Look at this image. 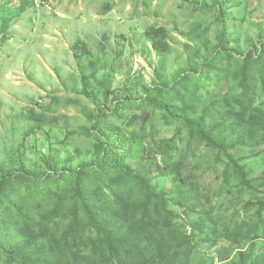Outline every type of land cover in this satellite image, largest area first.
Wrapping results in <instances>:
<instances>
[{"label":"rangeland","instance_id":"rangeland-1","mask_svg":"<svg viewBox=\"0 0 264 264\" xmlns=\"http://www.w3.org/2000/svg\"><path fill=\"white\" fill-rule=\"evenodd\" d=\"M159 28L168 31L171 45L165 69L147 36ZM263 41L264 0H0V177H8L0 188V222L8 249L33 231L54 254L68 252L76 224L75 252L62 257L65 263L109 264L106 249L93 255L102 236L78 211L73 174L51 177L96 156L101 140L92 115L101 105L106 123L136 132L135 157L127 160L133 168L156 156V167L173 165L187 180L189 200L169 209L191 264H255L264 253V145L229 151L253 179L247 188L231 171L225 174L224 155L149 103L146 87L158 70L171 79L190 70L161 95L164 104L199 112L231 104L242 112L241 67L251 55L259 57ZM192 63L204 67L201 77ZM252 74L255 106L264 110V74L255 67ZM83 75L97 99L80 92ZM127 96L135 100L123 102ZM243 116L252 120L250 111ZM92 179L94 196L98 179ZM155 181L172 194L171 181ZM119 189L132 205L144 197L131 182ZM205 221L215 232L197 229ZM0 264L19 261L0 251Z\"/></svg>","mask_w":264,"mask_h":264},{"label":"trees","instance_id":"trees-1","mask_svg":"<svg viewBox=\"0 0 264 264\" xmlns=\"http://www.w3.org/2000/svg\"><path fill=\"white\" fill-rule=\"evenodd\" d=\"M204 6L207 7V5ZM220 18L224 21L225 15L223 14ZM147 36L162 59L161 67L165 69L164 63L171 51L168 31L165 28H159L148 32ZM262 46L261 50H256L259 57L255 59L251 55L243 61L241 67L244 96L247 97L245 104H241L242 112L236 113V109L231 104L223 108L209 104L200 112L193 107L184 108L175 104H164L166 98L161 95L175 86H172L173 81L179 83L185 73L190 74V70L180 73L174 79L168 77L165 71L158 70L156 81L146 87L148 92L146 100L163 110L172 120L187 129L192 136L203 141L208 148L224 155L228 160L225 174L231 171L230 176L236 175L240 183L247 188L254 187L253 179H249V172L242 163L243 159L231 155L229 151L238 147L255 148L264 145V110L255 106L256 91L252 82L254 67L259 73L264 74V41ZM192 66L193 71L199 72L198 76L201 77L203 75L201 70L204 67L199 68L195 63H192ZM82 82L83 88L80 92L87 97L97 99L98 95L89 88L87 75H83ZM110 82L111 77L107 75L104 81L106 97H109L111 93L108 90ZM122 99H124L123 102L135 100L132 96ZM117 103L118 101H115L114 105ZM248 111L252 112L250 121L243 118V113L247 114ZM104 114L105 111L99 105L95 114L92 115V120L95 122L94 129H97L98 138L101 140L96 156L83 161L79 168L64 165L62 170L53 171L51 174V177L59 178L73 174V188L78 211L87 221L89 229L102 236L96 245L94 257L98 258L106 249L109 264H191L189 253L180 245L182 232L174 225L175 214L169 209L170 204L180 206L189 200L190 195L186 190L187 180L173 165L156 167V156H148L144 163L133 168L127 160L130 156L135 157L136 132L106 123ZM41 127L37 125V128ZM162 144L156 142L155 147L164 152L161 150ZM156 152L160 155L158 151ZM93 174L98 179L94 196L89 188L94 187L91 184ZM156 178L171 181L172 194L166 185L155 181ZM7 181V176H1L0 188ZM121 182L133 183L143 194V199L132 205L129 196L119 189ZM261 185L263 186L264 182ZM106 190L110 193L107 194ZM262 208L264 209V204ZM76 226L73 224L69 231L66 241L69 244L68 252L59 249L54 254L46 245L47 243L40 242L39 236L33 231L30 234L31 237L25 238L27 242L23 245L12 243V247L8 249L7 243L10 237L7 235L5 225L0 222V251L10 259L19 261V264H66V260L62 257L67 259V253L75 252L72 245L77 244ZM196 226L199 231L211 229L215 232L214 226L209 221ZM243 256L240 253V257ZM99 259H105V257L101 256ZM255 264H264V253L259 256Z\"/></svg>","mask_w":264,"mask_h":264}]
</instances>
